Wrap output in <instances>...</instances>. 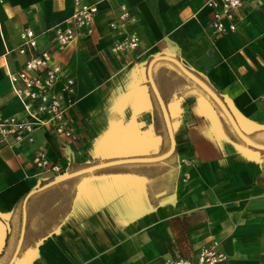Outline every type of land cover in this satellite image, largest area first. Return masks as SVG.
<instances>
[{
  "label": "crops",
  "instance_id": "obj_1",
  "mask_svg": "<svg viewBox=\"0 0 264 264\" xmlns=\"http://www.w3.org/2000/svg\"><path fill=\"white\" fill-rule=\"evenodd\" d=\"M83 1L98 8L93 33L55 50L52 28L71 26L74 0H0L1 116L23 111L7 75L25 61L15 51L25 28L75 79L76 99L75 139L39 128L32 143L0 146V264H162L213 241L224 264H264V0H245L225 35L204 0ZM122 4L139 46L114 53L123 35L109 23ZM174 60L205 79L249 144ZM38 149L62 175L120 164L80 175L66 216L21 253L39 194L60 177L39 174Z\"/></svg>",
  "mask_w": 264,
  "mask_h": 264
},
{
  "label": "built area",
  "instance_id": "obj_2",
  "mask_svg": "<svg viewBox=\"0 0 264 264\" xmlns=\"http://www.w3.org/2000/svg\"><path fill=\"white\" fill-rule=\"evenodd\" d=\"M211 8V29L216 35H225L236 30L239 20L238 12L245 0H204ZM96 5H89L83 0H74V13L71 26L53 27L55 33L54 49L66 47L77 36L91 35L94 30ZM135 19L125 5H119V13L109 24L123 38L111 46L114 53L131 52L138 48L139 38L131 31ZM15 51L25 56L20 69L8 72V79L13 95L23 105L19 114L3 118L0 114V146L32 143L34 132L45 128L51 133L75 139L73 120L69 116L75 105V79L70 76L63 65L54 59L53 52L41 50L37 35L30 28L19 33V44ZM34 165L39 172L49 173L53 177L63 174L58 163L50 162L44 149H38L34 155ZM226 255L219 250L217 241L203 245L195 258H166L162 264H224Z\"/></svg>",
  "mask_w": 264,
  "mask_h": 264
},
{
  "label": "trees",
  "instance_id": "obj_3",
  "mask_svg": "<svg viewBox=\"0 0 264 264\" xmlns=\"http://www.w3.org/2000/svg\"><path fill=\"white\" fill-rule=\"evenodd\" d=\"M158 62L160 63L162 61H158ZM167 64L174 66L169 62H167ZM191 73L200 81L206 83L205 79L201 75L193 71H191ZM187 81H188L187 78H184L182 84H186ZM153 101L156 104L154 95H153ZM261 153L264 154V151H261ZM173 156L174 154L169 158L172 159ZM106 171L114 172L116 171V169L113 168L108 170L97 171L94 174L104 173ZM82 177L84 176L68 178L39 194V196L43 195L44 198L40 200L41 204L39 206V212L33 214L31 219L29 218L27 224L26 236L24 238L25 240L21 248V253L23 249L27 247L29 241H31L32 245H34L41 238L46 236L48 233L52 232L56 228V226L61 222V220L66 216V214L70 209L71 201L74 198L75 187ZM19 207L20 205L17 206V209ZM60 214H62L61 218H60ZM35 215H37L36 218H34ZM32 219L35 221L38 219L40 222L38 226L34 229L30 227V223L32 222Z\"/></svg>",
  "mask_w": 264,
  "mask_h": 264
},
{
  "label": "water",
  "instance_id": "obj_4",
  "mask_svg": "<svg viewBox=\"0 0 264 264\" xmlns=\"http://www.w3.org/2000/svg\"><path fill=\"white\" fill-rule=\"evenodd\" d=\"M182 71L183 73L194 83L196 84L201 90H203L205 93H207L214 101L215 103L219 106V108L223 111V113L225 114V116L227 117V119L229 120V122L231 123V125L233 126V128L236 130V132L238 133V135L246 142L248 143L247 140L244 139V137L241 135V133L237 130V127L236 125L234 124L233 120L231 119L228 111L226 110V108L224 107V105L222 104V102L219 100V98L205 85L203 84L198 78H196L190 71H188L185 67H183L178 61H173ZM155 93H156V96H157V99H158V103H159V106H160V109L163 113V116L164 118L166 119L167 121V127H168V131H169V134L170 136L172 137V134H171V128H170V125H169V122H168V116H167V111H166V106L163 102V100L161 99L158 91L156 90V88L154 89ZM249 144V143H248ZM173 152V147L171 149V151L169 153H167L166 155L164 156H161L159 158H156V159H150V161H157V160H162L166 157H168L171 153ZM148 161V160H146ZM116 164H120L119 162H111V163H107L105 165H101V166H96V167H92V168H88V169H84V170H81V171H78V172H74V173H71V174H67V175H62L60 177H58V179H56L54 182H60V181H63L65 179H68V178H72V177H76V176H80L82 174H85V173H88V172H93V171H96L100 168H103V167H106V166H111V165H116ZM22 237H23V230L21 232V237H20V240H19V243H18V246H17V249H16V253L18 252V250L20 249L21 247V243H22Z\"/></svg>",
  "mask_w": 264,
  "mask_h": 264
}]
</instances>
